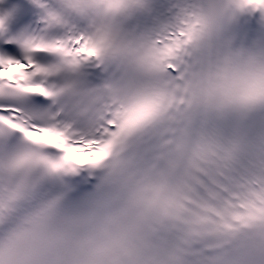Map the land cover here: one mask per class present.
Masks as SVG:
<instances>
[{"label":"snow or ice","instance_id":"6c2138e0","mask_svg":"<svg viewBox=\"0 0 264 264\" xmlns=\"http://www.w3.org/2000/svg\"><path fill=\"white\" fill-rule=\"evenodd\" d=\"M0 264H264V0H0Z\"/></svg>","mask_w":264,"mask_h":264}]
</instances>
